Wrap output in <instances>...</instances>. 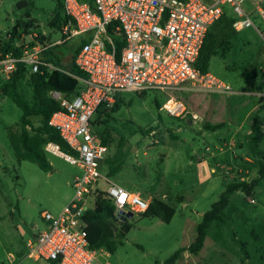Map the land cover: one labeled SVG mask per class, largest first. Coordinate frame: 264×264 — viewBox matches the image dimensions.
Instances as JSON below:
<instances>
[{"label": "rangeland", "instance_id": "374dc122", "mask_svg": "<svg viewBox=\"0 0 264 264\" xmlns=\"http://www.w3.org/2000/svg\"><path fill=\"white\" fill-rule=\"evenodd\" d=\"M59 2L62 4L64 0H0V46L10 39L18 23L35 26L27 32L23 27L18 31L17 41L25 52L41 45L38 40L41 36L47 44L57 45L47 51L48 55L47 52L40 55V71L45 75L51 72L45 64L52 61L55 66L70 71L81 46L77 39L58 45L63 39L60 28L54 29L49 23ZM243 6L249 14L256 13L249 0H243ZM60 16L64 19L63 10ZM236 20L229 10L212 29L216 40L208 73L237 94L125 93L116 113L97 114L93 118L95 132L107 140L109 151L105 160L114 157L119 148L127 154L117 174L109 178L129 191L140 192L148 201L151 197L161 200L167 194L166 202L176 210L169 224L138 214L126 220L132 225L126 238L116 236L110 244L111 250L103 249L111 253L110 264H164L180 249L186 251L175 264H264V174L260 172L264 166V40L254 28L237 31L233 26ZM256 25L262 29L259 18ZM201 61L202 58L199 64ZM24 88L31 98L33 90L29 83ZM171 96L186 103L187 118L175 119L160 110ZM22 116L10 99L0 95V264H50L27 258V244L43 229L42 213L57 215L73 197V182L82 175V170L51 153H46L51 166L49 172L34 163L17 164L8 129L17 128ZM256 119L261 130L257 142L252 126ZM38 122L39 118L35 119V124ZM210 124L222 125L220 130L225 132L221 138L227 143L220 146L219 141L212 139L211 145L210 138L202 136ZM232 130L236 131L233 143L229 137ZM204 143L211 148L208 154L215 157L228 160L233 150L238 154L235 163L241 165L243 172L235 169L231 172L233 177L223 183L242 181L243 177L249 182L261 176L262 180L252 196L247 197L241 191L230 196L223 221L211 225L203 249L193 255L189 248L195 243L202 214L210 210L223 192L212 182L205 187L195 179L197 161L194 166L190 161L194 150L202 148ZM175 151L180 153V168L174 161ZM219 163L228 166L222 159ZM108 172L104 161L103 173L108 175ZM225 172L222 169L218 175ZM189 196L192 199L184 206L181 199ZM18 252L21 253L17 255ZM104 261L102 257L96 263L104 264Z\"/></svg>", "mask_w": 264, "mask_h": 264}, {"label": "built area", "instance_id": "2783aa9c", "mask_svg": "<svg viewBox=\"0 0 264 264\" xmlns=\"http://www.w3.org/2000/svg\"><path fill=\"white\" fill-rule=\"evenodd\" d=\"M249 1L255 14L245 10L243 0H64L60 24L63 39L58 45L72 39L80 42L82 47L74 64L85 78L45 64L50 71L77 79L79 86L71 95L51 93L61 110L52 115L49 126L74 155L63 153L51 142L44 150L78 165L82 175L74 179V195L60 213H42L43 229L28 242L27 258L55 264H97L103 257L104 264H110L111 253L91 246L93 240L85 219L92 208L94 191L107 194L119 222H125L129 213L145 214L150 201L103 173L109 148L102 135L95 132L93 118L99 112L110 113L125 93L237 94L212 74L201 73L196 64L208 33L229 10L236 16L233 26L237 31L254 28L264 40V0ZM257 18L262 29L257 28ZM54 46L38 45L21 59L6 55L0 60L3 83L11 80L18 63L25 64L30 73H38L40 55ZM160 110L175 119H185L189 114L186 103L174 96ZM121 196L125 197L123 201Z\"/></svg>", "mask_w": 264, "mask_h": 264}, {"label": "trees", "instance_id": "16d2710c", "mask_svg": "<svg viewBox=\"0 0 264 264\" xmlns=\"http://www.w3.org/2000/svg\"><path fill=\"white\" fill-rule=\"evenodd\" d=\"M61 10H63V4L59 2L57 11L54 13L53 19L49 23L54 29H59L60 23L63 22L60 16ZM224 17H226V15L223 16L222 19ZM216 25L217 23L213 28ZM22 27L24 31L27 32L28 29L35 26H33L32 23H18L11 31L10 39L0 46V60L9 54L16 59H21L24 56L25 51L17 41L20 39L18 31ZM212 29L208 33L200 53L199 60L202 58V61L199 64L198 60L196 64L198 70L204 74L208 73L211 57L214 52L213 49L216 38L211 33ZM38 40L44 44L42 36ZM81 47L82 45L80 48ZM48 53L49 52L46 54L48 55ZM51 64L54 65L53 61ZM70 72L76 77L85 78V75L76 68L75 64L71 67ZM26 82L29 83L33 90L31 98H28L24 88ZM78 86L79 82L77 79L61 71H51L47 75L42 73V71L30 73L23 63L17 64L16 71L10 81L0 85V95L10 99L23 113L20 122L17 124V128L8 129L9 143L17 164L21 165L23 162H30L37 164L41 170L49 172L51 166L46 159L44 147L50 142L59 145L63 153L74 155L73 151L62 140L58 132L49 126V121L55 112L61 110L60 105L51 98V93L53 91H58L66 95H71L76 92ZM122 101V96L118 97L116 105L111 111L112 113H116L119 110ZM101 114L102 113L99 112V115ZM37 118H39V122L35 124V119ZM108 118H112L111 115H109ZM252 126L256 135L255 142H257L261 132L258 119L255 120ZM221 127L222 125L214 127H212V125H206V128L210 130H217ZM103 143L107 145V140L104 139ZM126 157L127 154L119 148L114 157L105 160L106 165L109 167L108 177H113L117 174ZM260 172L264 174L263 165L261 166ZM261 180L262 176L250 183L246 181H236L227 185L219 200L213 203L210 210L203 215L202 221L197 227L195 243L189 248L191 254L198 255L201 252L211 225L214 222L223 221L224 211L229 206L230 196L239 191L243 192L247 197L252 196ZM92 199V208L85 218L90 227V235L93 240L91 241V246L98 250H111L110 244L113 239L116 236L125 239L132 225L127 221L119 222L115 218V206L106 193L97 189L94 191ZM175 214L176 210L174 207L157 197H153L151 198L148 211L141 216L158 218L162 222L169 224ZM185 251L186 250L183 249L178 250L164 264H175ZM50 264L55 263L51 262Z\"/></svg>", "mask_w": 264, "mask_h": 264}, {"label": "crops", "instance_id": "0c3cea01", "mask_svg": "<svg viewBox=\"0 0 264 264\" xmlns=\"http://www.w3.org/2000/svg\"><path fill=\"white\" fill-rule=\"evenodd\" d=\"M43 40H44V43L47 44L45 37L43 38ZM210 125H212V124H210ZM206 129H207L205 131L206 133L205 134L202 133V136L209 137L210 139H209L208 142L210 144L212 143V139H216L217 141H219L218 144H221L220 146H222V144L227 143V141H223V139L221 138V135L225 132L224 130L217 129V130H214V132H212V130H210L208 128H206ZM208 132H210V133H208ZM235 132H236L235 130H232L231 135L229 136L232 139L231 140L232 143H233V141L236 140L235 139V135H234ZM232 143H231V145H232ZM204 148H206V149L209 148V150L207 151ZM215 149H217V147H215ZM209 151H211V148L206 143H204V146L202 148H200L199 150H194V152H193V155H194L193 157L194 158H193L192 161H190V165L191 164L193 165L195 163V161H197V166L195 167V170H194L195 179L197 181V184H199L201 186H205V187H206L207 184H208L207 187H209L210 182H212L213 184H215L217 186L218 189H220V191L223 190V192H224L226 187H227V185L230 184V182L228 181L227 183H225V182L223 183V181L225 179H227V178H232L233 177V175H231L232 174L231 172L234 171L235 169L239 173L243 172V169H242L241 165L238 164V163H235L236 162L235 158L236 159L238 158V154L236 155L234 153L236 151L233 150L231 155L230 154L228 155V158H227L228 160H225V157H218V156L215 157L213 154H208ZM175 152H177V156L175 157L174 161L177 163L176 164L177 167L180 168V164H181L180 163V153L178 151H175ZM166 159L169 160L170 157L167 155ZM221 159H222V162L226 161L228 166H226L225 164L221 165L219 163V161ZM246 160L249 161L248 158ZM237 161H238V159H237ZM222 169H226L225 175L219 176L218 173L220 171H222ZM242 181H246V182L250 183L249 180L246 177L245 178L243 177ZM231 183H233V182H231ZM215 185H213V187ZM137 191H140V190H137ZM223 192L221 193V195L223 194ZM135 193H137V192H135ZM138 193L140 194V192H138ZM201 193L203 194L204 191H201ZM166 197H167V194H163L161 200L168 204V202H166V200H165ZM191 199H192V196H189V198L183 197L181 199L182 204L184 206L188 205L187 202L189 200H191ZM202 217H203V214H202ZM20 253L21 252H18L17 255H19Z\"/></svg>", "mask_w": 264, "mask_h": 264}, {"label": "water", "instance_id": "95a60500", "mask_svg": "<svg viewBox=\"0 0 264 264\" xmlns=\"http://www.w3.org/2000/svg\"><path fill=\"white\" fill-rule=\"evenodd\" d=\"M43 38H44V37H43ZM189 123H190V121H189ZM133 216H134L133 213H129V214L127 215V217L124 219V221L132 219Z\"/></svg>", "mask_w": 264, "mask_h": 264}, {"label": "snow or ice", "instance_id": "6c2138e0", "mask_svg": "<svg viewBox=\"0 0 264 264\" xmlns=\"http://www.w3.org/2000/svg\"><path fill=\"white\" fill-rule=\"evenodd\" d=\"M124 198H125L124 196H121V198H120V199H121V201H123V200H124Z\"/></svg>", "mask_w": 264, "mask_h": 264}]
</instances>
